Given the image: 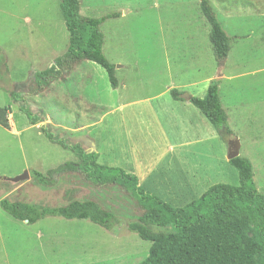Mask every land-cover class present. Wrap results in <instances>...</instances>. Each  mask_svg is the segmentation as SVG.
Masks as SVG:
<instances>
[{"label": "rangeland", "instance_id": "374dc122", "mask_svg": "<svg viewBox=\"0 0 264 264\" xmlns=\"http://www.w3.org/2000/svg\"><path fill=\"white\" fill-rule=\"evenodd\" d=\"M207 1L229 38L224 62L214 57L201 0H80L83 17L117 15L100 29L118 87L101 66L84 61L32 93L33 74L68 50L61 0H0V107L11 108L8 120L19 131L0 126V200L57 208L68 204L69 194L101 204L119 220L110 230L60 217L30 225L0 207V264H140L151 248L128 229L142 210L119 188H95L77 174L51 187L34 181L33 171L77 162L40 132L42 125L68 145L97 152L99 164L138 175L146 192L175 207L212 186L239 185L227 159L229 142L237 139L264 195V0ZM213 81L231 136L170 93L204 98ZM23 105L45 121L32 126ZM25 172L27 180H5Z\"/></svg>", "mask_w": 264, "mask_h": 264}, {"label": "trees", "instance_id": "16d2710c", "mask_svg": "<svg viewBox=\"0 0 264 264\" xmlns=\"http://www.w3.org/2000/svg\"><path fill=\"white\" fill-rule=\"evenodd\" d=\"M61 13L69 32L67 52L56 59L51 67L35 72L29 90L42 92L64 74L74 71L81 62L90 61L101 66L108 74L113 88L118 87L115 67L102 52L104 36L101 24L117 15L96 19L83 17L80 0H61ZM200 12L210 27L209 40L215 59L224 62L229 54V38L220 26L207 0H201ZM62 79V78H61ZM174 100H182L177 89L170 91ZM15 102H22L19 94H11ZM190 104L198 110L220 134L232 135L227 114L219 98V84L213 81L204 98L192 97ZM32 126L45 120L33 116L21 107ZM10 107H0V126L9 130ZM40 132L52 143L70 150L77 162L65 163L47 173L33 171L34 181L51 187L67 174H77L95 188L117 187L142 210L128 229L141 240L151 243L146 259L140 264H264V195L253 181V167L244 157L229 163L237 170L238 186L219 184L183 207H175L146 192L136 175L121 168L98 163L99 154L87 151L81 144L68 145L56 138L48 126ZM65 206L39 208L23 202L0 200V207L13 219L33 225L47 217L65 220H88L110 230L119 223L118 218L95 201L71 200Z\"/></svg>", "mask_w": 264, "mask_h": 264}, {"label": "water", "instance_id": "95a60500", "mask_svg": "<svg viewBox=\"0 0 264 264\" xmlns=\"http://www.w3.org/2000/svg\"><path fill=\"white\" fill-rule=\"evenodd\" d=\"M240 155V143L237 139L231 140L228 147V161L239 157ZM29 173L25 172L20 176L13 179H5L6 181L17 183L29 179ZM28 222V221H26Z\"/></svg>", "mask_w": 264, "mask_h": 264}, {"label": "crops", "instance_id": "0c3cea01", "mask_svg": "<svg viewBox=\"0 0 264 264\" xmlns=\"http://www.w3.org/2000/svg\"><path fill=\"white\" fill-rule=\"evenodd\" d=\"M53 65V64H52ZM51 65V66H52ZM50 66V67H51ZM78 68V67H77ZM220 73V72H219ZM169 89V88H168ZM193 96H189V95H186L184 98H182V100L181 101H183V100H187L188 102H190L189 100L192 98ZM176 101V100H175ZM10 110H11V108H10ZM9 123H10V130L14 133V134H18V132L19 131H17L15 128H16V126L14 125V122H13V119H9ZM87 150V149H86ZM87 151H89V150H87ZM92 152V151H91ZM95 152V151H94ZM135 175V174H134ZM137 176V178L139 179V185L140 186H142V184H141V179H140V177L138 176V175H136ZM165 178H163V180H164ZM167 187L168 186H170V184H165ZM158 186H163V185H159L158 184Z\"/></svg>", "mask_w": 264, "mask_h": 264}]
</instances>
